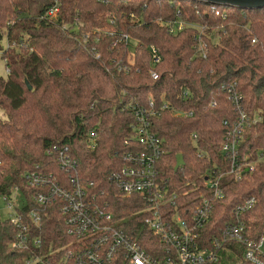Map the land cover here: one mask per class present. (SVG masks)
Instances as JSON below:
<instances>
[{
	"label": "trees",
	"instance_id": "1",
	"mask_svg": "<svg viewBox=\"0 0 264 264\" xmlns=\"http://www.w3.org/2000/svg\"><path fill=\"white\" fill-rule=\"evenodd\" d=\"M211 7L193 0H0L7 70V78L0 77V197L17 187L23 216L38 212L44 233L57 236L65 229L61 214L37 205V189L26 176L68 175L58 154L47 153L68 147L76 174L109 193L113 214L135 216L143 199L119 193L109 177L125 165L126 153L141 150L130 142L135 108L151 99L193 112L181 117L160 110L152 130L163 144L160 166L166 176L184 190L188 183L186 190L200 189L206 173L227 167L222 148L228 124L239 114L231 89L244 97L243 109L255 121L240 152L257 164L240 180L223 178L224 198L214 202L204 237L209 242L242 222L246 236L258 239L264 233V8L217 5V15ZM179 22L186 23L184 29L172 32ZM151 46L162 57L157 80L151 75ZM178 155L185 165L175 172ZM199 189L185 198L189 207L200 203ZM250 199L253 208L238 212ZM16 232L12 222L0 220V264H22L10 249ZM243 252L240 244L229 243L217 264H249Z\"/></svg>",
	"mask_w": 264,
	"mask_h": 264
},
{
	"label": "built area",
	"instance_id": "2",
	"mask_svg": "<svg viewBox=\"0 0 264 264\" xmlns=\"http://www.w3.org/2000/svg\"><path fill=\"white\" fill-rule=\"evenodd\" d=\"M211 10L221 14L215 4ZM57 12L55 9L49 14L55 16ZM223 17L226 18L225 13ZM175 24L174 33L186 26L182 22ZM149 54L151 75L157 80L159 74L155 68L162 57L155 46L149 48ZM229 94L239 114L235 122L228 124L222 148L227 167L216 166V171L206 173L202 188L186 190L188 183L184 190L166 176L160 166L163 144L152 130L153 119L160 110L171 109L181 117H191L193 112L151 99L148 106L135 108L136 124L130 142L141 150L134 148L126 153L125 165L109 177L110 185L119 193L143 199L135 216H115L110 209L109 193L97 190L93 182L84 183L76 174L77 165L70 159L68 147L54 146L48 155L58 154L62 167L69 174L54 177L35 172L28 174L26 180L31 188L37 189L34 196L37 205L57 209L65 229L58 231L57 236L52 233L49 236L43 231V216L38 212L23 216L19 209L21 192L15 187L11 195L0 197L4 203L0 208V220L10 221L17 228L10 249L19 253L22 264H217L227 245L237 243L244 247L246 262L264 264V233L252 239L246 236L242 222L221 229L209 242L204 237L214 202L224 198L223 178L230 175L240 180L246 168L252 171L257 164L240 152L245 131L255 121L243 109L244 97L231 89ZM185 97L191 98L189 92ZM89 136L93 140L97 137L95 132ZM89 147L93 149L94 144ZM198 189L202 192L201 201L195 208L189 207L185 198ZM254 204L255 200L250 199L237 211L250 210ZM2 210H8L11 215L3 216Z\"/></svg>",
	"mask_w": 264,
	"mask_h": 264
},
{
	"label": "water",
	"instance_id": "3",
	"mask_svg": "<svg viewBox=\"0 0 264 264\" xmlns=\"http://www.w3.org/2000/svg\"><path fill=\"white\" fill-rule=\"evenodd\" d=\"M199 2H205L215 5H224L231 7H238L241 9L255 10L264 8V0H193ZM30 88V87H29ZM185 165L184 157L182 155L177 156V164L175 166V172H178Z\"/></svg>",
	"mask_w": 264,
	"mask_h": 264
},
{
	"label": "rangeland",
	"instance_id": "4",
	"mask_svg": "<svg viewBox=\"0 0 264 264\" xmlns=\"http://www.w3.org/2000/svg\"><path fill=\"white\" fill-rule=\"evenodd\" d=\"M2 47L3 48H7L8 46V43H7V40L6 38H4L2 40ZM131 49L133 50L134 47L136 46V43L135 42H131ZM0 77H3V78H7V70H6V66H5V61L2 59V52L0 50ZM0 116L3 117V113L0 111ZM264 160V158L262 159ZM4 207V203L0 201V208H3ZM2 214L3 216H10V212L8 210H2Z\"/></svg>",
	"mask_w": 264,
	"mask_h": 264
}]
</instances>
